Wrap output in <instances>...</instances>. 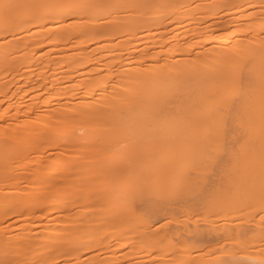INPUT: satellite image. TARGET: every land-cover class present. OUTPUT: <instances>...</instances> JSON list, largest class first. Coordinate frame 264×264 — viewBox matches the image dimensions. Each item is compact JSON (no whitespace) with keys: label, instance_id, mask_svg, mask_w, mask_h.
Instances as JSON below:
<instances>
[{"label":"bare ground","instance_id":"1","mask_svg":"<svg viewBox=\"0 0 264 264\" xmlns=\"http://www.w3.org/2000/svg\"><path fill=\"white\" fill-rule=\"evenodd\" d=\"M256 239L264 0H0V264H264Z\"/></svg>","mask_w":264,"mask_h":264},{"label":"rangeland","instance_id":"2","mask_svg":"<svg viewBox=\"0 0 264 264\" xmlns=\"http://www.w3.org/2000/svg\"><path fill=\"white\" fill-rule=\"evenodd\" d=\"M214 168H215V165H209L208 168H207V170H212L213 171ZM196 183H198V182H196ZM174 200L175 199H173V201ZM245 246H249V247H252V248L253 247H257V248L258 247H264V239L263 240H259V239L253 240V241L245 244ZM237 261H238V259H237ZM237 264H239V262H237Z\"/></svg>","mask_w":264,"mask_h":264}]
</instances>
